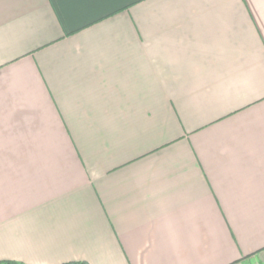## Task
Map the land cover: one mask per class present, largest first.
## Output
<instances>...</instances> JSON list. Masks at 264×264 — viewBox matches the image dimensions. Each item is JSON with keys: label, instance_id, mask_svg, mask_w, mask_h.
I'll use <instances>...</instances> for the list:
<instances>
[{"label": "crops", "instance_id": "0c3cea01", "mask_svg": "<svg viewBox=\"0 0 264 264\" xmlns=\"http://www.w3.org/2000/svg\"><path fill=\"white\" fill-rule=\"evenodd\" d=\"M264 264V0H0V262Z\"/></svg>", "mask_w": 264, "mask_h": 264}, {"label": "trees", "instance_id": "16d2710c", "mask_svg": "<svg viewBox=\"0 0 264 264\" xmlns=\"http://www.w3.org/2000/svg\"><path fill=\"white\" fill-rule=\"evenodd\" d=\"M0 264H21V263H16L12 261H1ZM63 264H87L86 262H67Z\"/></svg>", "mask_w": 264, "mask_h": 264}]
</instances>
